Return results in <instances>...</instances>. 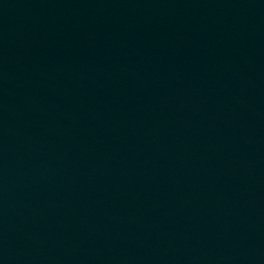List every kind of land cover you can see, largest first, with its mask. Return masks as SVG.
<instances>
[{
  "label": "water",
  "instance_id": "95a60500",
  "mask_svg": "<svg viewBox=\"0 0 264 264\" xmlns=\"http://www.w3.org/2000/svg\"><path fill=\"white\" fill-rule=\"evenodd\" d=\"M0 264H264V0H0Z\"/></svg>",
  "mask_w": 264,
  "mask_h": 264
}]
</instances>
